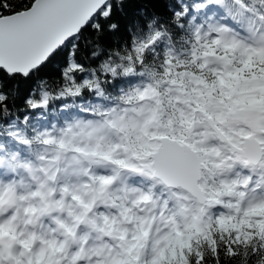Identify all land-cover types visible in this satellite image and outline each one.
Segmentation results:
<instances>
[{"label": "snow or ice", "instance_id": "snow-or-ice-1", "mask_svg": "<svg viewBox=\"0 0 264 264\" xmlns=\"http://www.w3.org/2000/svg\"><path fill=\"white\" fill-rule=\"evenodd\" d=\"M0 264H264V0H0Z\"/></svg>", "mask_w": 264, "mask_h": 264}]
</instances>
